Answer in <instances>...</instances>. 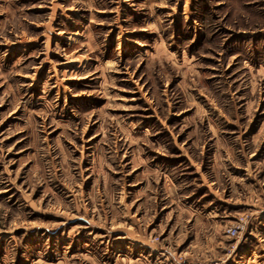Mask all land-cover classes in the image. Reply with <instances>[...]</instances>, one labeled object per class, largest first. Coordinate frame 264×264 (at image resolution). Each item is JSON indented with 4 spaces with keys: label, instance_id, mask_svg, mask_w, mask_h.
<instances>
[{
    "label": "rangeland",
    "instance_id": "rangeland-1",
    "mask_svg": "<svg viewBox=\"0 0 264 264\" xmlns=\"http://www.w3.org/2000/svg\"><path fill=\"white\" fill-rule=\"evenodd\" d=\"M0 264H264V0H0Z\"/></svg>",
    "mask_w": 264,
    "mask_h": 264
},
{
    "label": "built area",
    "instance_id": "built-area-1",
    "mask_svg": "<svg viewBox=\"0 0 264 264\" xmlns=\"http://www.w3.org/2000/svg\"><path fill=\"white\" fill-rule=\"evenodd\" d=\"M237 228H233V227H230L229 229H228V233L230 234V235H236L237 234V230H236Z\"/></svg>",
    "mask_w": 264,
    "mask_h": 264
}]
</instances>
